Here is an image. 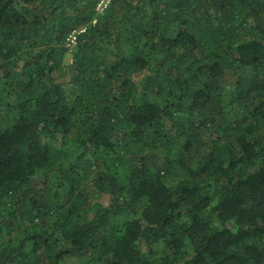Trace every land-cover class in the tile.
I'll return each mask as SVG.
<instances>
[{
	"label": "trees",
	"instance_id": "1",
	"mask_svg": "<svg viewBox=\"0 0 264 264\" xmlns=\"http://www.w3.org/2000/svg\"><path fill=\"white\" fill-rule=\"evenodd\" d=\"M100 1L0 0V264H264V0Z\"/></svg>",
	"mask_w": 264,
	"mask_h": 264
},
{
	"label": "built area",
	"instance_id": "2",
	"mask_svg": "<svg viewBox=\"0 0 264 264\" xmlns=\"http://www.w3.org/2000/svg\"><path fill=\"white\" fill-rule=\"evenodd\" d=\"M112 0H101L100 3L97 6V16L94 18V20L92 21V24H95L97 22V17L98 15L103 14L104 11H106V9L109 7V5L111 4ZM86 31V26H83L79 29L74 30L72 33H70L64 43H63V47L69 52L72 53L74 52L75 48L77 47V43H78V37L81 33Z\"/></svg>",
	"mask_w": 264,
	"mask_h": 264
},
{
	"label": "rangeland",
	"instance_id": "3",
	"mask_svg": "<svg viewBox=\"0 0 264 264\" xmlns=\"http://www.w3.org/2000/svg\"><path fill=\"white\" fill-rule=\"evenodd\" d=\"M105 12V11H104ZM103 12V13H104ZM67 51V50H66ZM72 54H73V52L72 53H69L68 51H67V55H66V57H65V61H67V62H71L72 60H71V58H72ZM67 78H61V81H63L64 82V84H65V86H66V89H67V91L70 93L71 92V87L67 84ZM73 152H75V150H73ZM84 262V259H81V258H68L63 264H82Z\"/></svg>",
	"mask_w": 264,
	"mask_h": 264
}]
</instances>
